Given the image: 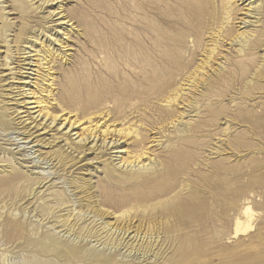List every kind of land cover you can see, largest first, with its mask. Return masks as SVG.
Wrapping results in <instances>:
<instances>
[{"label": "rangeland", "instance_id": "obj_1", "mask_svg": "<svg viewBox=\"0 0 264 264\" xmlns=\"http://www.w3.org/2000/svg\"><path fill=\"white\" fill-rule=\"evenodd\" d=\"M66 1L62 3L65 10L77 13L86 0ZM92 1L102 9L92 15L93 20L89 17L92 33L85 37L81 32L80 38L73 31L67 42L72 51H68L66 45L53 42L64 30L48 24L52 30L41 32L39 17L43 14L31 10L23 0H0V120L5 119L0 124V163L10 167H0V264H264V12L258 48L243 58L236 57L238 46L230 40L245 29L233 22L215 59L197 71L211 49L214 33L225 27L223 9L228 0H187L183 8L171 0L161 4L159 0ZM259 1L264 9V0ZM248 2L230 1L238 19L246 11L237 10ZM45 11L52 12V7ZM167 16H178L179 22L168 21ZM126 29V38L131 39L123 43L126 49L147 57L150 67L139 68L137 62L124 66L115 44L124 42ZM27 35H39L34 50L50 45L57 49L56 55L67 51L70 55L63 60L54 56L49 84L42 85L53 83L47 88L51 95L41 92L33 84L35 80L27 81H32L29 89L36 99L45 101L40 106L48 112L46 119L55 117L56 128L70 132L73 140L77 135L72 134L88 135L80 132L83 126L96 124V120H81L78 111L84 102V85L96 79L102 83L99 90L114 95L121 88L146 91L140 103L145 118L158 129L157 135H151L158 142L155 153L158 160L169 161L163 184L140 187L122 177L107 176L104 163H94L93 155L76 159L53 145L52 149L43 143V148H32L23 143L24 136L18 134L22 130L14 129L21 126L14 124L8 104L12 103L11 84L22 78L16 75L22 55L15 49L31 46L25 42ZM159 39L176 48L177 64L171 68L174 73L167 85L159 81ZM6 57L10 58L7 63L2 61ZM138 68L142 72L137 77ZM40 72L44 74V70ZM196 72L199 85L192 88L185 78ZM162 85L180 87L183 97L170 108L175 126L165 123L160 135L159 114L166 104L159 99L170 90L159 96ZM78 113L81 124L68 130L66 121L73 122ZM184 127L187 132L182 131ZM119 149L128 148L121 145ZM112 156L115 163L126 157ZM31 170L37 173L30 175ZM149 175L143 173L136 182ZM40 183L45 184L43 189L38 187ZM39 191L43 193L36 196ZM137 192H148V198L138 202L134 198ZM235 220L250 227L235 234ZM126 235H134V239L122 246L120 239Z\"/></svg>", "mask_w": 264, "mask_h": 264}, {"label": "bare ground", "instance_id": "obj_2", "mask_svg": "<svg viewBox=\"0 0 264 264\" xmlns=\"http://www.w3.org/2000/svg\"><path fill=\"white\" fill-rule=\"evenodd\" d=\"M14 1H20V0H14ZM23 1L27 4H29V7L34 12H37L38 14H43L41 17H39L41 20V24H42L41 25V28H42L41 32L42 31L46 32V30H48V29H49V31L52 30L51 26H47L48 24H52V26H54V28H57V30H58V27L61 30H64V32L62 31V33L59 35L61 40L56 38L53 40V42L55 44L56 43L59 44V42H60L59 46L66 45L65 48H67L68 51H72V48L69 47L67 44V42L69 41V38H70L69 35H73L74 34L73 31H75L76 34H78V37H80V38H82L81 34H80L81 32L85 37H88L89 34L92 33L91 32L92 29L88 26L89 17L93 20L92 15L93 14L98 15L102 11V9H100V6L98 4H96L95 2H93L92 0H86L82 3V5H79L77 8L78 9L77 11H79V12H77V13L73 12V10H71V11L69 10L70 12H67L66 11L67 9L65 10V7L63 6L62 3H63V1H66V0H51V1L50 0H39V1H41L40 4H38L39 1H37V0H23ZM163 1L164 0H159L160 4ZM171 1L179 4L181 8H183L182 5L186 4V2L189 3V1H187V0H171ZM230 1L231 0H228L226 2L227 6L226 7L224 6V9H223L224 14H225V22H224L225 27L221 26L219 28V30L216 33H214V35H213L214 37L212 38L213 40H212L211 49L209 50V52L205 56L204 61H202L201 68L198 69L197 71H200V70L203 71L204 68L207 67V65H209L211 60L215 59L216 52L219 51V50L217 51L219 45H221V42H223V39L227 40L228 30H229L228 26L229 25L232 26L233 22L240 24V26H243L241 28L245 29L241 33H237L236 36L230 40V44L238 46V50L236 51V57L243 58V57L247 56L249 54V52L255 50L256 47L258 48L259 39L261 38V36H260L261 33H259V30H261V28H262L261 27L262 26L261 20L263 19V12H264V9H263L261 2L259 0H239L242 3H246L247 1H249V2L245 5V7L243 6L241 9L237 10V11H241V10L246 11L244 18L238 19L236 17L237 14H236L235 10L232 8L231 5H229ZM36 4H38V5H36ZM47 7H52V12L45 11V9ZM128 15H130V14H128ZM112 18H114V17H112ZM246 18H252L254 20H253V22H251V21H248ZM166 19L168 21H172V22H179L178 16L177 17L167 16ZM235 23H234V25H235ZM75 24H76V26H74ZM116 24L119 25L120 23L116 22ZM67 27L70 29H68ZM76 27L80 28L79 31L77 30L78 28L75 30ZM154 28H155V26H154ZM246 29H248V30H246ZM252 29H254V30H252ZM124 31L127 32V33L123 34L124 35V38H123L124 42L120 39L121 41H118L115 44L118 48L119 53H120L119 57H122V59L124 58V60H125L124 66H126L127 64L132 65V63H135V62H137V64L139 63V65H140L139 68H141V66L144 67L146 65H149V64H147L149 62L147 57H143L141 55L138 56V54L136 55V54H134V53H132L126 49V47H125L126 44L124 45L123 43H130L131 39L129 40V38H126L127 37L126 35H129L128 29H126ZM235 32H237V31H235ZM56 33H59V32H56ZM129 33H131V32H129ZM169 33H171V32H168V34ZM28 34H30V33H28ZM39 35L32 36V37L27 35L28 37L25 38L26 39L25 42H26V44L31 43V46L28 47L27 45H25L22 50L17 49V48L15 49V52L18 53L19 56L20 55H22V56H20V59L18 61L19 65L15 62L18 69L15 67L14 68L18 70L17 71L18 74H16V75H19L22 78L16 82H13V83L11 82L12 83L11 86H13V87H12V91H11L12 93H10V94H13L14 96L12 95V98H11L12 103H10L8 105L10 107L12 106L10 111H11V114L14 118V122H15L14 124L16 126L17 125L21 126L18 129H17V127L14 129L18 130V131L22 130V131L18 132V134L21 136H24V139H22V140H25V141L23 143H25L26 145L31 144L32 148H36V147L41 148L42 143H43V146L47 147V148H50V145H53V148L55 147L57 149H60L61 151H64L65 154H67L69 156H74L76 159H79V158L84 157V156L93 155L94 159H95L94 163H99L98 160H101L104 163L107 176L116 177V178L122 177V179H124L127 182H134L133 183L134 185L139 184L138 186H140V187H145V186H148V185L153 184V183L154 184L159 183V185L163 184L165 179H167V175L169 173V164H168L169 161L167 159L163 160L160 157L158 160L157 155L155 153V148H156L158 142L155 140V137L154 136L152 137L151 135H157V133L155 131H157L158 129L154 128V124L150 121V119L145 118L146 116H144V114H146V111H145V109H141L142 104L140 103L141 99H144L143 96H144L146 91H140L139 89H133V88L123 90L121 88L118 91L119 94L114 95L109 90H106L105 92L102 91L101 89L99 90L98 86H100L102 83L99 85L100 80L96 82V79L94 81L92 80L93 83H90L88 85L87 84L84 85V86H86V88H84L85 93L83 95L84 102L81 104V108L78 111H79V113H81V116H82L81 120H84V119L92 120V121L96 120V124L93 127H85V128H84V126H83V128H81L82 126L80 127L81 128L80 132L87 133L88 134L87 136H83L84 134L80 135L81 133L80 134H77V133L72 134L71 133L72 135H77L76 139H78V140H76V139L73 140L74 138L71 139L70 132H65L64 130H63L64 131L63 132L62 129H60L61 127L56 128V124H55L56 122L54 121L55 117H51V118L46 119L48 112L46 111V108H44V106L43 107L40 106L45 101H43L42 97H41V99H39V98L36 99V96H35L36 93L34 92L35 93L34 94L29 89V87H31V86L33 87L32 83H31L32 81H27V80H35V81H33L34 82L33 84L37 88L40 87L39 89L41 90V92H47V93H49V95H51V93H53V92H51V89L49 91H47V88H51L53 83H51L50 85H47L44 88H42V85H44L45 82L48 83L50 81L49 79H51L50 72L52 69L50 66L52 65L51 63H53L54 56H57V57L60 56L61 60H63L62 58L65 59V56H70V55H67L68 51L60 53L61 55L60 54L56 55L57 49L54 50L53 48H50V45H45V46L43 45V47H41L39 50H36V49L34 50L32 47H35L34 46L35 44L37 45L36 39H38ZM155 35L157 37L158 33H155ZM134 36H132V37H134ZM160 39H159V59L157 58L159 60V81H165L166 82L165 85H167V83L170 82V76H172L174 73L171 70V68H172V66L177 64L176 63L177 58L175 57L176 51H174V50H176V48L173 47V45L170 44V42L163 43L160 41ZM63 40L66 42H63ZM38 46H41V44H38ZM157 46H158V42H155L154 48L157 49ZM27 49L29 50L28 52H26ZM31 53H33V54H31ZM108 54H109V52H108ZM140 54H142V53H140ZM103 58L104 57H102V59ZM4 59L5 60H2V61L6 62V63H7L6 60H8V59L10 60L9 57H6ZM95 60H96V58H95ZM117 60H118V58H117ZM11 63H13V61ZM115 63H116V61H115ZM203 66H205V67L202 68ZM32 67L36 68V69H33ZM148 67H150V65ZM2 68H3V66H2ZM139 68H138L139 72L134 73L137 77H138V74H140L142 72L141 69H139ZM41 70H44V74L40 72ZM130 71H132V69ZM33 72H35V74ZM155 72H157V70H155ZM197 73L198 72L193 73V74L191 73V74H189V76H187V78H185V81L191 83L192 88L196 84L199 85L198 76L196 75ZM8 75H10V74H8ZM143 75L145 76V74H143ZM30 76H35V77L33 78ZM152 76H153V74H152ZM10 77H8V78L5 77L6 81L11 79ZM178 79L181 80V78H178ZM37 81H39L40 84H38L39 82H37ZM51 82H54L53 78H52ZM137 82H138V80H137ZM8 84H10V83L8 82ZM55 84L56 83H54V85ZM70 85L72 86V85H74V83L71 82ZM11 86H9V87L11 88ZM10 88H9V90H10ZM167 88H170V87L168 86ZM167 88H165L164 85L159 86V96ZM169 91L171 92L170 94H168ZM169 91L167 92V96H165V98H163V100L159 99V102H163L166 104V110L159 114V134L160 135H161V132L163 131V126L165 123L168 122L173 127L175 126L174 122H176V121L172 120V118H174V117H173V112L170 108H171V106H173L175 103H177V101H179L183 97V94H182L183 91L180 87L178 89L170 88ZM45 94H43V95H45ZM65 95H66V98L68 100L70 98V96L67 93ZM45 97H47V96H45ZM162 97H164V96H162ZM30 99H32V100H30ZM54 99H56V98H54ZM29 106H31V107H29ZM35 109H36V111H33V112L31 111V110H35ZM143 111H144V113H143ZM75 112H76V109H75ZM42 113H44V116L41 115ZM79 113L75 117L73 122H70L69 119L66 121V124L68 125L67 126L68 130L71 129L70 131H72V129L77 128L75 125L81 121V120H79V115H80ZM33 114H36L37 116L34 117ZM49 114H51V113H49ZM39 117H40V119L37 120ZM56 117H58V116H56ZM42 119L46 123L41 122ZM4 121H5V119L2 118L0 120V124ZM99 121H101V122L103 121V123L98 126ZM47 122H48V124H47ZM80 124H81V122H80ZM178 124H180V123L177 122V125ZM184 124H186V123H184ZM185 128L186 127H184V129ZM63 129H66V128L64 127ZM67 129H66V131H67ZM182 131L187 132V128H186V130H182ZM182 131H179V132H182ZM124 139L131 140V142L129 144H126V141H123ZM171 143H173V140L171 141ZM121 145L122 146L126 145L128 149H126V150L119 149V148H121ZM50 149H52V148H50ZM170 151L173 152V147L170 149ZM112 154H124V155H126L125 158H120V159H123L124 162L119 161L118 163H115L113 160L114 157L112 156ZM143 160H146V162L148 160L149 163L144 164ZM124 165H126V166H124ZM0 167L1 168H10L9 166L8 167L5 166L3 163H0ZM137 167H138V170H136V171L131 170L133 168L136 169ZM29 168H35V167L29 166ZM150 169H151V171H150ZM6 170H9V169H6ZM3 171H4V169H3ZM8 173H9V171H8ZM28 173L30 175H33V174H36L37 172H33L31 170ZM143 173H146L148 175L150 174L149 176H146L148 179H146V180L144 179L141 182L137 183L136 181L138 179L142 178ZM35 179L36 178H34L33 181ZM41 185L42 184L40 183L38 185V187L43 189L45 184H43L42 186ZM48 188L49 187H46V189L43 192L47 191ZM43 192H41V191L36 192L35 195L37 196L38 194L43 193ZM148 194H149L148 192H146V193L137 192L134 195V198L138 202H143L144 200H146L148 198ZM177 206L178 205H176L175 208H177ZM180 206L183 207L182 205H180ZM247 208L244 209L246 212L248 210ZM248 212L250 213V209ZM235 222H236L235 234H237L238 232H244V231L246 232V229H248L250 227L249 224H246V226H244L243 222L241 224V222H239L238 220H235ZM73 228H75V227H73ZM133 239H134V235L133 236L126 235L125 238L122 237L120 239V241H121L120 243L122 246H126L129 242H132ZM100 240H102V239H100ZM107 243H109V242H107Z\"/></svg>", "mask_w": 264, "mask_h": 264}]
</instances>
